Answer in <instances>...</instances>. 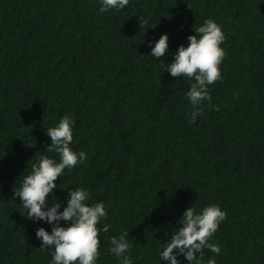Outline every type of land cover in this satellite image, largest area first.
<instances>
[{"label":"trees","instance_id":"trees-1","mask_svg":"<svg viewBox=\"0 0 264 264\" xmlns=\"http://www.w3.org/2000/svg\"><path fill=\"white\" fill-rule=\"evenodd\" d=\"M100 0H0V264H49L38 227L14 190L51 143L46 131L75 121L71 147L87 159L57 177L103 201L96 264H122L110 239L128 232L132 264H167L159 250L183 211L219 204L226 212L208 238L220 253L200 264H264V0H129L99 12ZM222 28L221 78L195 123L191 81L163 66L149 41L168 35V52L206 19ZM215 105L218 110L212 108ZM52 199L51 194L47 197ZM62 210V208H61ZM61 221V224H64ZM180 264H188L183 255Z\"/></svg>","mask_w":264,"mask_h":264},{"label":"clouds","instance_id":"clouds-1","mask_svg":"<svg viewBox=\"0 0 264 264\" xmlns=\"http://www.w3.org/2000/svg\"><path fill=\"white\" fill-rule=\"evenodd\" d=\"M129 0H100L99 12L121 10ZM195 34L187 36L188 43L178 46L174 53L168 52V35L162 33L153 43L149 41L150 54L155 58L172 55L173 59L163 68L173 76L187 77L191 83L185 96L192 111L188 123H195L200 115V105L210 101L208 86L221 78L219 65L225 55L221 47L225 39L221 26L213 19H206L194 28ZM212 108L218 110L215 105ZM75 121L69 115L46 131L51 139L47 151H55L59 159L42 155L31 166V171L22 179L13 195L18 196L27 218L34 221H46L51 225L48 231L44 227L36 229V237L41 240V247L53 249L49 264H96L100 255L98 249L99 232H107L109 225L98 226L101 218L107 216L103 201L90 203V193L83 187L67 188L66 204L57 200L53 189L57 187L56 179L65 169L69 171L78 163L87 159L85 151H76L71 147L73 125ZM51 194L52 199L47 197ZM62 208V210H61ZM226 212L219 204H209L199 211L192 205L187 207L178 219L179 227L159 250V261L167 264H180L183 255L188 264H200L198 253L203 249L219 254L218 244L209 243L208 238L217 230L225 219ZM64 221V224H61ZM128 232H122L110 239L109 251L122 264H132ZM208 264H215L210 259Z\"/></svg>","mask_w":264,"mask_h":264}]
</instances>
